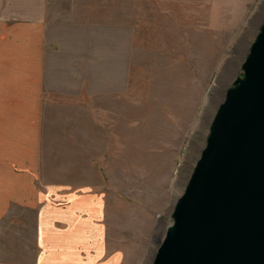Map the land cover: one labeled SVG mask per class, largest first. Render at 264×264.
Wrapping results in <instances>:
<instances>
[{"label":"rangeland","instance_id":"1","mask_svg":"<svg viewBox=\"0 0 264 264\" xmlns=\"http://www.w3.org/2000/svg\"><path fill=\"white\" fill-rule=\"evenodd\" d=\"M1 19L47 28L52 202H103V231H89L88 250L57 249V264H151L216 110L243 77L264 0H0ZM0 233L2 262L32 261L31 232Z\"/></svg>","mask_w":264,"mask_h":264},{"label":"water","instance_id":"2","mask_svg":"<svg viewBox=\"0 0 264 264\" xmlns=\"http://www.w3.org/2000/svg\"><path fill=\"white\" fill-rule=\"evenodd\" d=\"M151 264H264V23Z\"/></svg>","mask_w":264,"mask_h":264},{"label":"crops","instance_id":"3","mask_svg":"<svg viewBox=\"0 0 264 264\" xmlns=\"http://www.w3.org/2000/svg\"><path fill=\"white\" fill-rule=\"evenodd\" d=\"M46 32L40 20H0V231L32 233L31 262L0 256V264H57V249L88 250L89 231H103L100 198L70 193L55 204L58 187L42 179L49 75H56Z\"/></svg>","mask_w":264,"mask_h":264}]
</instances>
